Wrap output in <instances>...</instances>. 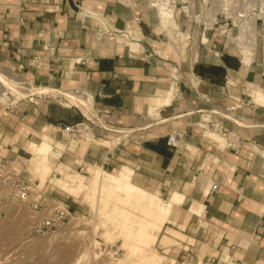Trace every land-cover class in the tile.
Instances as JSON below:
<instances>
[{"label":"crops","instance_id":"crops-1","mask_svg":"<svg viewBox=\"0 0 264 264\" xmlns=\"http://www.w3.org/2000/svg\"><path fill=\"white\" fill-rule=\"evenodd\" d=\"M157 15L149 0H0V82L23 96L48 92L0 102V158L28 180L21 170L29 143L44 131L62 136L83 113L68 95L86 106L89 93L92 111L119 140L65 138L59 157L80 169L130 167L133 183L170 194L174 229L184 235L171 252L179 264H264V107L232 104L239 99L227 91L242 66L236 53L201 58L197 42L174 39ZM204 110L210 129L234 131L242 145L204 133ZM172 129L175 144L167 141ZM103 130L95 126L91 137H108Z\"/></svg>","mask_w":264,"mask_h":264},{"label":"rangeland","instance_id":"rangeland-1","mask_svg":"<svg viewBox=\"0 0 264 264\" xmlns=\"http://www.w3.org/2000/svg\"><path fill=\"white\" fill-rule=\"evenodd\" d=\"M149 2L158 12L162 9L170 11L169 14H165V17L161 16V25L172 30L173 38L181 43L192 41L196 46L197 42L199 44L197 51L201 58H206L208 55L211 57L213 53H218L220 50L236 53L242 61L238 74L241 78L236 85L228 88L227 93L236 95L239 99L232 102L234 105H259L255 98H264V0H149ZM10 68L14 70L11 66ZM21 77L29 81L27 77L23 75ZM12 88L18 91L17 95L23 96L21 90ZM12 88L11 93L1 90L0 100H6L11 95L17 97ZM85 91H72L71 94L82 95ZM42 92L47 91L43 89L36 93ZM84 94L86 96L85 107L90 108L83 109V111L92 115L94 114L91 108L92 97L89 93ZM66 100L71 103L68 98ZM203 112L201 118L205 119L203 121L206 122V127L202 129L208 130L204 133L225 144L224 134L219 133V124H216L214 129H210L208 127L211 124L208 122L210 113L207 110ZM232 119L243 124L238 118L232 117ZM66 125L67 123L61 130L62 136L57 137L47 131L44 132L64 144L65 138L74 141L77 138L68 133ZM103 131H109L108 137L104 138L109 143L119 140V138L110 139L112 136L120 135L119 132L105 128ZM85 134L87 138H83V135L79 139L95 141L94 137L89 135V131ZM38 139L39 135L29 143L28 149L31 153L23 159L24 170H21L22 175L26 174L29 177L27 180L30 186L28 197L20 201L7 197L0 198V264H70L71 262L73 264H100L102 259L106 260L110 256H112L110 262L104 264H138L132 261L136 259V256L130 247L122 246L124 238L130 239V236L126 234L129 221L125 214L111 209L115 202V195H104L102 197L104 202L95 205L96 195L91 199L86 195L85 188L77 193H69L63 189L64 181L73 171L82 173L85 178L90 177L93 163H87L84 169H80L76 164L77 160L73 164L65 162L64 157H59L60 152L66 147L65 144L58 149L54 159L50 160L51 170L44 174L42 164L37 163L39 156L33 150L42 142V136ZM31 155L32 158L29 160ZM102 167L106 171L130 177V167L122 166L120 169ZM43 186L45 193L41 192ZM146 188L155 192L157 197L169 201L170 204L167 205L173 207L170 194L165 197L159 194L155 187L147 186ZM117 203L119 207L126 208L140 217L145 216L140 210L144 204L142 200ZM55 205L66 207L68 211L63 222L44 231L33 230L32 226L43 216L50 214ZM171 212L163 221L152 245L144 247L148 261L144 260L142 264H168L169 258H173L171 252L179 247L180 239L184 235L173 232L175 225ZM133 229L136 230L137 226ZM163 234L172 237L173 241L161 242L159 237ZM66 249H73V255L68 262L60 257ZM179 262L180 260L174 261L173 258L172 264H179ZM183 262L198 264L193 260ZM214 264L222 263L214 261Z\"/></svg>","mask_w":264,"mask_h":264},{"label":"bare ground","instance_id":"bare-ground-1","mask_svg":"<svg viewBox=\"0 0 264 264\" xmlns=\"http://www.w3.org/2000/svg\"><path fill=\"white\" fill-rule=\"evenodd\" d=\"M156 12L158 14L157 16L159 22H160V18H162L161 16L165 17V14L170 13L169 10H164V9H162L161 12L158 11ZM0 83L2 90L6 88L11 93V87L9 83L2 81ZM12 89L13 92L16 93L17 95L18 91H16L14 88ZM172 89H174L173 86ZM68 96L72 101L78 103V105L82 107L81 109H84L85 104H82L79 101L78 97L70 94ZM255 101L258 102L259 105L264 106V98L256 97ZM87 108L90 107L87 106L85 109ZM51 136L44 132L42 135V142L38 146H35L33 148L34 152H36V154L39 156L37 163L42 164L44 174H46L51 170L52 167L50 165V160L54 159V155L58 152V149H60L64 145V143H62L59 139L52 138L53 136L52 137ZM95 142L103 145L104 144L108 145L109 143L106 139L95 140ZM92 167H93L92 173L90 177L87 178H85L83 174L78 171H73L69 173L68 177L64 181L63 189L69 193H77L79 192V190L85 188L86 195L90 196L91 199L94 198V195H96L97 199L95 205L96 203L98 205L100 202L101 203L104 202V199L102 198L104 195L107 194L115 195L116 197L115 202L114 204H112L111 209L113 211H116L117 213L125 214L126 218H128L129 221L126 234L130 236L129 237L130 239L128 240L124 238L122 246L125 247V245H127L133 251L134 255L136 256V259L132 260L134 263L136 262L138 264H142L144 260L148 261L147 253L145 252L144 247L151 246L152 243L157 238V233L163 221L167 218L168 213L172 209V207H169L170 205H167L170 204L169 201L157 197L155 192H151L147 190L148 188H146L145 186H141L133 183L130 180V177H127L125 175H118L116 172L104 170L100 163H95L92 165ZM129 172H131V170H129ZM88 196L85 197L88 198ZM129 200L144 201V204H142V207L140 209L142 210L141 213H144L145 215L144 217H140L137 214L132 213L128 209L118 206L117 202H127ZM135 226H137L136 230L133 229ZM167 229L169 230V228ZM173 232L179 233L175 229L173 230ZM159 238L161 242H165V243L173 241V238L166 234L161 235ZM90 244H92V242H90ZM72 255H73V249H66L64 252L60 254V257L65 262H68L71 259ZM111 258L112 256H110L106 260L102 259L100 264H104L105 262L106 263L110 262ZM172 263H173V258H169L168 264H172ZM70 264H73V262H71ZM181 264H191V263L183 262Z\"/></svg>","mask_w":264,"mask_h":264},{"label":"built area","instance_id":"built-area-1","mask_svg":"<svg viewBox=\"0 0 264 264\" xmlns=\"http://www.w3.org/2000/svg\"><path fill=\"white\" fill-rule=\"evenodd\" d=\"M36 55H33L28 59V63L33 64L36 62ZM21 66V64H19ZM21 80L28 81L26 78L19 76ZM32 84L31 80L28 81ZM48 92L42 93H28L25 96L14 97L11 95L6 100H0L6 104L17 100L21 97H26L31 99L34 94H46ZM177 95L176 91L173 92V96ZM76 105V104H75ZM110 121L105 118L98 117L97 114H87L83 111L82 118L73 123L67 124L66 129L72 137L81 138L85 133L89 131L90 135L93 133L94 127L99 126L101 128H110ZM178 133L175 129L168 131L167 141L170 144H175L177 141ZM85 138V136L83 137ZM226 145L237 149L242 145V140L236 135L234 131H228L225 135ZM29 183L27 180L23 179L12 167V164L6 159L0 158V198L7 197L15 200H25L29 194ZM36 205V202L33 204ZM68 211L66 207L55 205L53 206L50 214L43 216L38 222H36L32 227L35 231H44L54 227L57 224L63 222ZM198 264H214L212 260L201 259L197 262ZM227 264V262L225 263Z\"/></svg>","mask_w":264,"mask_h":264}]
</instances>
